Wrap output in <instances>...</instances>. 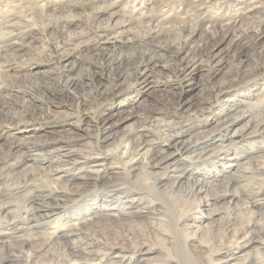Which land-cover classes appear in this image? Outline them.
Instances as JSON below:
<instances>
[{
    "label": "rangeland",
    "instance_id": "obj_1",
    "mask_svg": "<svg viewBox=\"0 0 264 264\" xmlns=\"http://www.w3.org/2000/svg\"><path fill=\"white\" fill-rule=\"evenodd\" d=\"M7 1L0 0V9ZM26 1L30 0H17V4L26 6ZM47 1L52 2L49 13L59 9L70 14L74 24L72 30H62L40 21L35 14L37 10L23 11L15 18L19 24L14 29L18 40L21 45L23 44L21 50L13 52L14 57L8 58L13 62V68L8 72L1 73L4 72L2 69L6 65L3 61L0 64V121L3 124L1 128L5 127V132L0 130V254L19 255L13 247L15 243L10 241L17 236H24L25 239L40 238L42 243L46 238L43 235L45 232L56 231L63 236L67 233V225L80 218L85 233L90 231L98 240L106 244L112 242L111 244L116 245L118 249L122 244L121 239L114 234L117 232L116 228L108 236L105 232L108 227L118 228V225L123 223L126 226L143 229L142 231H150L153 236L158 235L159 239L166 238V232L169 231L161 226L163 229L161 233L158 217L145 213L126 217L123 223L108 218L84 222L82 217H87L90 209L96 204L99 206L100 200L108 191L126 185L122 177L112 176L107 183L109 177L106 168L101 169L99 173H93L85 166L80 168L74 163L62 164L58 172H52L53 164L59 159L85 162L93 156L91 155L93 150L100 155L102 152L116 149L124 142V136L132 130L147 132L145 138L151 141V145L164 143L172 133L186 144L192 142L193 148L198 147L197 149L206 147L213 141L220 143L219 147L213 150L210 147L188 152L183 149L178 151L177 147L174 149V155L177 157L179 168L170 170L173 172L170 176L179 177L180 188L185 190L189 186V178L183 176L185 173L196 174L210 182L221 180L224 175L229 176L237 171L235 174L240 177V182L231 188V193L237 196L231 204L226 202L204 207L202 214L188 212L187 208L184 212H188L185 213L187 216L197 218L198 221L203 220L205 230L197 234L198 240L207 242L217 236L225 245H230L234 234L230 232L221 234L220 226L224 218L220 213L227 215L232 210L240 217L244 215L242 216L244 220L257 222L263 226L258 227L256 233L264 239V200L255 208L254 215H251L246 210L247 202L244 196L238 195L240 192H249L256 185H264L262 176L258 178L243 175L249 166L252 168L254 165H264V151L260 152V149L264 148V97L262 98L261 92L257 91L264 85V77L246 76L242 80L232 77L230 73L239 60L231 58L229 41L214 46L206 45V42H202L201 30L194 34V38L187 39L189 31L186 24L196 22V19H190L185 13L187 11L196 16L199 12L202 19L211 21L217 19L220 21L229 16L237 18L234 27L239 29L241 27L239 30L243 32L240 33L241 37L260 35L258 42L264 47V34L257 28L256 18L264 16V0H253L250 4L256 9L253 17H249L246 12L245 16L244 11L237 7V3L232 5L231 0H203L201 7L191 5L188 10V5L184 4L183 0H113L122 4L114 16L104 12L100 7L103 1L109 0ZM237 1L240 3L244 0ZM45 3L46 1L41 0L35 5L42 6ZM150 15L156 17L152 29L157 33L154 47L159 55V59L153 62H149L148 57L144 55L145 40L142 38L144 32L138 26L139 21L141 24ZM131 23L133 27L129 25ZM120 27H127L128 30L122 39L104 34L107 31L116 32ZM135 27L137 29H134ZM77 35L87 39L88 45H83L85 52L63 55L64 50L74 48L73 42L68 40ZM179 37L187 41L189 48L194 46L200 50L203 48V57L195 64L188 65L189 67L184 62L190 59L187 57L188 49L179 53L173 46V41ZM249 54L250 52H247L246 55ZM120 56L124 57L123 65L117 67L115 74L117 72L118 75L119 71L126 68L139 69L136 66L147 60L145 64L149 62L150 69L146 72L147 69L143 67L142 70L143 73H147L148 81L125 84L121 91L118 88L113 89L108 59ZM156 62L160 64L157 67ZM67 73L78 78V83L73 89L58 82L54 83L45 76L54 74L55 77L64 79ZM214 87H226L225 93L231 99H219L211 106H202L204 102L209 104L213 101L209 92ZM101 89L108 91L105 98L91 97L90 90H93L94 94L96 90ZM240 94L245 98H239ZM84 95L85 101L81 104L77 97L80 96L82 99ZM4 100L8 105L2 108ZM250 102L254 107L251 115L247 112ZM122 116L127 118H120ZM160 121H168L172 125L162 127L159 126ZM10 139L23 144L20 152L11 153L8 145L12 142ZM219 150L226 152L229 158L227 162L220 161L224 160V157L215 159ZM250 158H253L251 165L247 164ZM241 165L245 169H238ZM113 168L121 169L117 164ZM200 197L203 201L206 200L204 192ZM181 202L182 192L179 191L171 201L169 213H173L174 206ZM208 208L219 211L212 220L206 218ZM40 212L49 214L38 215L40 217L34 220L33 217ZM167 214L164 209L163 215ZM31 223H36L33 231L25 235L16 231L19 226H32ZM8 228L12 230L1 235L2 229ZM239 228L240 226L235 231ZM83 230L81 233H84ZM253 252L249 251L248 254L254 255ZM29 253L27 250L22 253L21 259L16 258L18 261L11 260L6 264H26L31 260ZM171 253L175 258L178 257ZM52 257L48 256L44 261L61 259L60 255L57 258ZM251 257L253 256L248 259L253 262L263 261L260 257ZM162 260L156 259V262L151 264L161 263ZM109 261L108 259L107 262ZM197 261L189 254L186 259L180 260L179 264H196ZM118 264L132 262L126 258Z\"/></svg>",
    "mask_w": 264,
    "mask_h": 264
},
{
    "label": "bare ground",
    "instance_id": "obj_2",
    "mask_svg": "<svg viewBox=\"0 0 264 264\" xmlns=\"http://www.w3.org/2000/svg\"><path fill=\"white\" fill-rule=\"evenodd\" d=\"M39 1L41 0L26 1V6H21L20 4H17V0H8L5 5H1L0 19L2 20V23L0 24V64L3 61V64L6 65L4 66V69H2V71L4 72L1 73H5V71L8 72L13 68V62L8 58L14 54L13 52L18 51L19 49L21 50V46L23 45H21L14 30L19 24L18 22H16L17 20H15V18H17L18 15H21L23 11L28 12L32 9L37 10L35 14L40 21L48 23L50 26L52 25L61 28L62 30L70 31V29L74 27L73 21L71 20L72 17H70V14L67 11L64 12V10L57 9L53 11V13H49V7H51L52 2L42 0L46 1V3L42 6H36L35 4ZM202 1L203 0H183L184 4L188 5L187 10L189 7H191V5H197L198 8L201 7ZM231 1L233 2L232 5L237 3V7H239L240 10L244 11L242 12L245 16L246 14L249 17L255 16L254 10L256 9H254L253 6L250 5L253 0H244L240 3L237 0ZM121 6V2L109 0V2L103 1L100 7L104 12H108V14L114 16L121 9ZM40 7L42 9H38ZM185 13L189 16L190 19H196V22H188L189 24H186L189 31V35H187V37L185 36L187 39L194 38V36L196 35L195 33H197L198 30H201L200 36L202 37V42H206V45L214 46L219 45L227 40L229 41V54H231V58L237 61L239 60L237 66H235L233 71H231L230 73L232 77L237 78V80H242L246 76L254 78L261 75L264 77V47L261 46L260 42H258L260 35H249L246 37L244 36V38L241 37L240 33H243L239 31L241 27L240 29L239 27H234V25H236L237 23V18L229 16V18H223L220 21L218 19L215 21H211L208 19H202L199 12H197L198 15L196 14V16L195 14H192L190 12L188 13L187 11ZM259 17H256L258 18L257 28H259L260 30H258L264 34V16ZM4 19H8V21L5 22ZM12 19L14 20L11 21ZM155 19V16L150 15V17H146V20L142 21L141 24L140 21L138 24V26H140V28H142L144 32L142 38L143 40H145L143 41L145 45V51L143 52L144 55L148 57L149 62H153L154 60L156 61L157 59H159V55L157 54V51L154 47L157 33L152 29V24H154V22L156 21ZM132 24L133 23L129 25L131 26ZM126 28L127 27H120L116 32L107 31L104 34H108V36L114 35L116 38L122 39L123 34L128 32ZM134 29L137 28L135 27ZM68 41L73 42L74 48L67 50L63 49V55L65 56L67 54L72 55L74 52L83 53L85 52L84 46L88 45L87 39H85V37L82 35L73 36ZM173 46L179 53L188 49L187 57H190V59H186L184 61L185 63H187V66L195 64L197 60H200L203 57V48H201V50L195 46L189 48L187 45V41L182 40V38L180 37L173 41ZM247 52H250V54L246 55ZM243 55L246 56L243 57ZM4 58L7 60L4 61ZM123 60L124 57L121 58V56L114 59H108V67L111 72V81L114 84L113 89L118 88L121 91L125 84L130 85L133 83H138L142 80H144V82L148 81L147 73H143L144 70H142L143 67L147 69L146 72L150 69L149 62L145 64L147 60L136 66L139 69L126 68L122 71L118 70L120 72H118V75L117 72L115 74V70L118 69L117 67L123 65ZM156 64L157 62L155 63V65ZM159 65L157 64L156 67ZM45 76H47L54 83H61L63 86L71 89H73V87L78 83V78L71 76L68 73L66 74L64 79L57 78L54 74ZM225 90L226 87L212 88L209 94L211 99L213 98V101L209 102V104L204 102L202 106H211L212 104L217 103L219 99L224 100L230 98L229 95L225 93ZM238 91L234 92L238 93ZM257 91L261 92L260 95L263 98L264 85L261 86ZM90 92L91 97L93 98H95L96 96L99 98H105V95L108 91L105 89H101L96 90L94 94L92 93L94 92L93 90H90ZM85 95L82 99L80 96L77 97L81 104L85 101ZM238 97L245 98L243 95L241 96V94ZM7 103L8 102L4 100L2 108H5V106L8 105ZM253 109L254 107L250 102L249 111L247 112L250 113L251 111H253ZM120 118L126 119L127 116H122ZM159 123V126L162 127H170L172 125L171 122L168 121H160ZM2 126L3 124L0 121V130L2 129V131L5 132V127L1 128ZM172 134L168 137L166 136L167 139H165L164 143L151 145V141L145 138V136H147V132L132 130L130 131V133L124 136V142L122 144L120 143L121 145L116 149L112 151L102 152V154L100 155H97V153H95L96 150H93V152L91 151V155L93 156L89 157V160L85 162H76L73 160L68 161L69 159H59L57 162H55V164H53L54 168L52 170V172H58L62 168L61 166L74 163L79 167L85 166L93 173H99L101 169L106 168L108 172L107 175L109 177L107 178V183L110 182V178L112 176L122 177V179L125 180L124 182L126 184V187H115L108 191V194H106V196H104L100 200L99 206L98 204H96L94 208L92 207L90 209L88 215L89 217H82L84 219V222L89 223L91 221H95V219L108 218L114 221L119 220L123 223L124 218L126 217H131L133 215L138 216L145 213L146 215L158 217L157 220L160 225H155H158L160 227L158 228L161 233L163 230L161 229V226L163 228L165 227L166 231H169L168 233L166 232V238L163 237L162 239H159L158 235L153 236L150 231H142L143 229H137V227L134 226H126L123 223L119 224L118 228L116 226H112L111 229H109L108 227L105 232V234L108 236L109 233L112 234L114 232L113 230H115L114 228H116L117 232L115 231L116 233L114 234H116L117 238L121 239L120 243L122 244V246L118 249L116 245L114 246L111 244L112 242L110 243V245L103 243L101 240H98L97 238H95L96 236H93L94 234H90V231L89 233H85L82 229L83 223L82 219L80 218L67 225V233H65L63 236L57 234L56 231H48L47 233L45 232L43 235H45L46 238L44 237L45 239L43 240V243L40 242L42 241V239L40 238L31 239L27 236L28 238L25 239L24 236L15 237L10 241L15 243L14 245H12L19 252V255L9 254L10 256H7L5 254H0V264H6L8 262H11V260H17L16 258L21 259L22 253L26 252L27 250L30 251L28 256L29 258H31V260L26 264H118L126 258L127 260H130L132 264H151L152 262H156V259L158 261L163 259L161 263L158 264H179V261L182 259H186L189 254L193 255V257L198 260V263L196 264H264V239L259 237V235L256 233V231L259 229L258 227L263 228V226L259 225L257 222L244 220V217H242L244 215H241L240 217L237 215V213L234 212V210L228 212L227 215H222L220 213V216L224 218V222L220 226L221 234L228 232L234 234V239L230 245H225L221 241V239H218L217 236L212 237L207 242L197 239V234L203 233V231L205 230L203 226V220L200 219L198 221L197 218L187 216L185 213L192 211L194 213L200 212L202 214L204 212V207H209L226 202H228V204H231L234 200V197L237 196L231 193V188L240 182V177H237V175L235 174L237 171H235L234 174H231L229 176L224 175L221 180L216 179L214 181L211 179L212 181L207 182L200 178L201 176H197L196 174H191L188 172L183 176L189 178V186L185 190H183L182 188H180L179 177L170 176V174L173 173L170 172V170H176L177 168H179L177 157L174 155V149L178 147V151L183 149L190 152L194 150L208 149L211 147V150H213L219 147L220 143L213 141L206 147L197 149L198 147L193 148L194 146L192 145V142L186 144L185 141L182 142V139H179ZM9 141L12 140L10 139ZM8 145H10L9 147L11 153H16L21 151L23 144L12 141L9 142ZM171 148L173 149L170 150ZM263 151L264 148L260 149V152ZM225 153L226 152L219 150L218 152H216L217 157L215 159L218 160L220 159V157H224V160L222 159L220 161L227 162L229 158ZM252 160L253 158H250V161L247 164L251 165ZM116 164L119 165L121 169L116 170L115 168H113ZM241 168L243 169L244 166L241 165L240 167H238V169ZM234 169L236 168L234 167ZM246 174L252 177H264V165H254L252 168L249 166L248 169L243 172V175ZM131 177H134V179L132 180ZM247 178L250 177L247 176ZM179 191L182 192V202L181 204L179 203L177 204V206H174V210L172 211L173 213L170 214L169 208L170 205H172L171 201L176 197V194ZM203 192L206 195L205 201H203V199L200 197V194ZM238 195L241 197L244 196L247 202L246 210L249 214L254 215L255 208L259 207L264 200V185H256L252 187L249 192H240V194ZM185 208H187L186 210H188V212H184ZM5 209L7 210L9 208ZM164 209L168 212V216L163 215ZM208 209L209 213L207 214L206 218L212 220L213 216L217 215V212L219 211L210 210L211 208ZM42 214L47 216L49 213H36L33 219H38V217H40L38 215ZM35 225L36 223L32 224V226L27 227L19 226L16 228V231L25 235L26 233L33 231ZM239 226L240 228L235 231ZM153 228L158 232V229H156L155 226ZM2 230L4 232L2 231L3 234L1 235H4L8 234V232H10V230L12 229L8 228ZM82 230L84 233H81ZM173 230H175V232H173ZM249 251H254V255L252 253L251 255L253 257H260L261 260L263 259V261H258V263L253 262V260L251 259L249 260L248 257L251 256L248 254ZM171 252L176 254L178 257L175 258ZM51 255L53 257L56 256V258L60 255L61 259L54 261H44L48 256ZM107 258L110 260L109 262H107ZM175 259H177V261Z\"/></svg>",
    "mask_w": 264,
    "mask_h": 264
}]
</instances>
